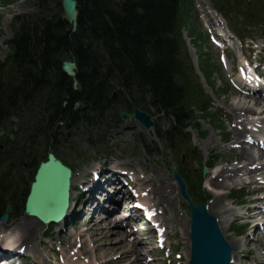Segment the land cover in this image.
Listing matches in <instances>:
<instances>
[{
  "label": "trees",
  "instance_id": "16d2710c",
  "mask_svg": "<svg viewBox=\"0 0 264 264\" xmlns=\"http://www.w3.org/2000/svg\"><path fill=\"white\" fill-rule=\"evenodd\" d=\"M61 1L34 0L37 13L19 23L0 65V120L24 115L16 144L0 156L7 161L0 172V218L9 203L19 211L22 194L11 175L56 148L61 125L97 127L104 136L118 111L149 105L173 118L160 132L171 146L185 137L193 108L210 110L181 32L186 0H76V32L62 18ZM214 1L228 17L241 11L247 25H264V0ZM70 59L79 68L77 90L62 71ZM203 69L213 72L208 64ZM117 87L123 91L113 102ZM191 188L201 196V184Z\"/></svg>",
  "mask_w": 264,
  "mask_h": 264
},
{
  "label": "rangeland",
  "instance_id": "374dc122",
  "mask_svg": "<svg viewBox=\"0 0 264 264\" xmlns=\"http://www.w3.org/2000/svg\"><path fill=\"white\" fill-rule=\"evenodd\" d=\"M12 1V5L5 6L3 0H0V64L5 61L9 53L7 43L13 38L14 26L21 19L32 17L36 12V7H34L31 0ZM190 1L193 3L194 12L191 13L189 17L185 16L187 20L183 27V33L194 66V72L198 76L205 94L213 101L212 114L214 121L210 122L208 118H205L201 120L199 126L194 125V127L192 126V128H190L187 139H190L193 151L189 152V149L179 150L178 148L170 149L166 147L158 138L157 132L159 130H167L171 124V120L165 115L159 114L156 110L146 107L148 113L152 115L156 123L154 131L149 132L145 129V131H143L140 127L141 124L134 120L122 122L123 124L119 129L112 130L108 133L106 140L109 147L104 149L99 145L93 148L91 144L87 142V127H76L71 131L60 130L58 136L59 149L56 150V153L65 163L73 167L77 178L76 180H78L75 182L76 188L84 182L91 181V172L99 167L109 173L107 176L112 174L111 171L115 172L116 168L132 172L133 175L135 172L138 173L136 179L142 182H140V184L142 185L141 188L144 190L151 189L152 191L154 181H149V179L154 180L159 177L161 184L172 188L176 187L172 174L173 169H180L183 171L189 167V170L192 171V175L195 176L197 181L204 182L206 193L203 194L201 199H203L206 205L209 206L218 195L223 196L222 211H227V213L224 214L225 218L222 219V232L228 241L233 242L236 240L240 242V249L238 252L235 251V257L238 261L236 264H262L261 258L264 257V239L259 238L254 243H251L249 238L254 234L255 225L253 222L255 220L260 222L263 218H256L254 221H250V229L241 237L237 234L236 230L238 226L240 227L241 224L246 223L245 216L250 207H252L248 204L254 199L255 195L245 200V205L243 206H237V202L232 200V197L235 196L238 191L252 195L255 184H248L251 180L249 179L250 177L239 176L233 182H229L228 185L230 187L228 186L225 187L224 190L216 191L208 186V182L213 178V174L208 171L207 174L204 175L202 174V169L214 163V161H217L216 165L222 164V168H233V166L239 164V150L233 149L236 145H241V143H243V141L238 143V140L235 139L236 129L238 128L235 127L237 121L245 117L243 115L237 117V114L240 113L239 111L243 108H248L249 114L252 113L250 117L245 119L248 124L250 123V127L252 126L251 117L254 115H258L261 118L264 117V114H262L264 111V101H261V104L258 105H255L252 101L250 103L242 94H238L239 91L229 80V77L232 76L233 73H238V66L243 62L245 59L244 57H246L247 60L256 62L255 65L261 60L264 61V42H258V44L253 45L248 41L245 43L244 41L233 40V42H228V44H230V50H228V52L224 49H218L210 40L209 31H211L212 28V34L219 33L223 38L231 39L229 22L223 18L224 21L218 19L219 17L216 16L217 13L213 10L211 0ZM185 8L190 9V5ZM212 23L214 28L212 27ZM192 32H194L195 35L201 34V41L196 43L194 36L191 35ZM251 35L254 36V39L258 40L262 33L253 29ZM226 46L228 47L229 45L226 44ZM222 53L226 54L228 60L225 64H222L220 61V55ZM205 61L210 63L214 68V73L211 75L209 81L201 69V65L204 64ZM4 80L3 78V81ZM246 98L253 100L252 97L246 96ZM258 99L260 102V100H264V97L259 96ZM198 116L200 115L198 114ZM18 125L19 124H14L9 128H18ZM210 140H212L214 145H212V149L208 146ZM255 151L256 153L259 152L257 150ZM224 163H226V165H224ZM253 165L257 166L258 163L254 161ZM34 173V168L27 171L24 177L26 180V188L29 187L33 181ZM261 174H264V171L260 172V175ZM95 195L97 196L96 193ZM177 196L180 202L177 201ZM147 198H151L154 203L157 201V197L153 195ZM173 199L175 204L174 210H171V208L166 205L159 204L158 201L156 204L157 206H155L159 211H165L160 217L162 223L164 222L166 224L170 219L176 220V218V221L179 222V225L175 224V226L178 225V227H175L170 222H167L168 225L166 224L168 229V245L165 253L157 250L155 238L154 240H148L145 238L146 234L143 233L142 235L141 232H134L131 228V225H133L132 220H126V222H123L117 229L126 234L131 242L135 241L136 244L140 243L137 246L138 251L142 248L144 249L139 256L140 261L138 258V262L135 264H188L190 257V209L186 201L181 197L180 192H178V188ZM25 200L26 197L24 196L21 203L22 206H24ZM87 200V197L83 198L81 194H76L73 212L74 217L71 219L72 224L68 232H62V227H49L46 229L39 226L40 228L37 229L36 234L32 235L30 242L24 243L22 240L19 242V244L27 247V260L24 264H37L38 261L41 264L132 263V258H129L130 255H133L134 250L131 249V246L126 241L129 238L126 237V240H123L124 245H122V247L111 249L116 246L114 243L120 244L122 242H113L112 232L109 236L110 240H103V237H106L105 233H98V229L102 228L94 226L98 217L96 216L95 219L90 218L91 213H89L88 210L90 207L87 206V208H85L84 204ZM79 201H81L80 207ZM195 202L196 204L199 203L197 199ZM108 203L109 204L104 206L105 210L112 207V202ZM260 208V211L264 212V205L260 206ZM211 211L214 212L215 210L211 209ZM108 213H110V216L108 215L106 218L117 217L120 214H130V212L124 210L114 212L113 209ZM217 214L220 215V212L215 211L213 213L214 216ZM26 218L27 216L24 213H19L12 217L8 223H0V246L4 245L6 239H9V242L12 243L10 237L14 240H19L14 234L13 229L17 223ZM137 218L138 217H131V219ZM94 220H96L95 223ZM182 220V224L184 223L183 225L180 224ZM98 225L104 226L103 224ZM137 225L140 226L138 223H135L134 226ZM132 239L134 240L132 241ZM110 245L112 246L110 247ZM78 246H80L81 252H78ZM250 246L254 249L252 254H249ZM106 248H110V250H106ZM123 252H126V259H121L118 260L120 262H116L114 259L121 256ZM67 254H69V256H67ZM135 258L136 257H134L133 260H135Z\"/></svg>",
  "mask_w": 264,
  "mask_h": 264
},
{
  "label": "water",
  "instance_id": "95a60500",
  "mask_svg": "<svg viewBox=\"0 0 264 264\" xmlns=\"http://www.w3.org/2000/svg\"><path fill=\"white\" fill-rule=\"evenodd\" d=\"M75 0H63L62 8L65 20L77 26L78 10ZM77 65L64 63V72L68 76H76ZM124 119H137L148 129L154 127L150 115L135 109L133 115L123 114ZM176 178L182 186L184 197L192 209V255L190 264H231L232 248L222 234L218 221L211 216L204 204L195 206L191 201L187 186L176 173ZM72 171L59 161L54 154L49 155L47 163H43L32 186L26 211L29 216L37 218L43 224H59L71 206ZM12 212V207L8 208ZM9 220L5 215L4 222Z\"/></svg>",
  "mask_w": 264,
  "mask_h": 264
},
{
  "label": "bare ground",
  "instance_id": "6f19581e",
  "mask_svg": "<svg viewBox=\"0 0 264 264\" xmlns=\"http://www.w3.org/2000/svg\"><path fill=\"white\" fill-rule=\"evenodd\" d=\"M255 85H257V83H255ZM254 95H255V97H252L253 100L252 99H247L246 96H244V98L247 101H250V103H251V101H253L255 103V105L261 104V101L262 102L264 101V100H260V102H259V99L257 98V96H259V94H255L254 93ZM248 97H251V96H248ZM247 109L248 108H243L241 111H239L240 113L237 114L238 115L237 117H240L242 115H244L245 117H247V116L249 117L252 113L249 114V111ZM238 125L241 128L236 126V128L237 127L238 128L236 129L235 139L238 140L237 141L238 143H241L242 138L244 139L246 137L245 134L248 132V127H246V125H244L242 122H239ZM140 127H141V129L143 131H145L142 126H140ZM263 133H264V131L261 132V134H263ZM212 145H213V142H212V140H210L208 142V146H209L210 149H212ZM244 145L245 144L241 143V146L239 148V164L233 166V168H224V169L220 170L218 172V174H217V177L213 178V180L211 179L209 181L210 183L208 182V185H209L210 188H212L213 190H216V191L217 190H224L225 187L229 186L228 185L229 182H233L237 177H239V176H249L250 178L255 179L254 175H256V173H259V172H261L264 169L263 166H260V167H257V168H253L254 161H256L259 165H260V162H264V151L262 153H255L253 147L248 146V145L244 146ZM76 179L77 178H76V175H75L74 176V180H73V188L75 186V182L78 181ZM149 181H154L153 182L154 183L153 184L154 187L152 189V192H151V190H150V192H151V194H153V196L157 197V200H158L159 204L166 205L169 208H171V210H174L173 208L175 207V204H174V199L173 198H174V195H175L178 187L176 186L177 188L176 187H172L171 188L170 186H165V185L161 184L160 177L157 178V179H154V180L153 179H149ZM164 182L167 183L166 181H164ZM108 183H110V185ZM167 184H169V183H167ZM254 184H255V192L264 191V183L261 185V184H257L256 182H254ZM118 186H119V188H122V183H118V181L112 180V179H111V181L109 180L108 182L105 183L104 189H110V192H111V195L109 193V195L107 196V200L112 199L111 202H113L116 199H118V198H114L113 197L114 195L116 197H118V195H119V194H117L118 191L116 190L115 192H112V191H114V188L112 189V187L116 188ZM95 188H98V187H95ZM178 192H179V188H178ZM101 195L102 196H104V195L106 196V193L102 190ZM94 196L96 197L95 193H93V195H91L90 201H89L88 204H90L91 202L94 201V199H95ZM218 196L216 198H214L212 203L208 206V211H209L210 214H213L215 211H219L220 212V215L217 214L216 218L218 219L219 225L223 229V227H222L223 220L222 219L225 218L224 214H226L227 211H222L223 210V208H222V203H223L222 202V197L223 196H221V195H218ZM75 197H76V192L73 189V191H72V200H74ZM125 197H126V195H125ZM177 198H178V196H177ZM177 201H179V198H178ZM177 201H176V203H177ZM263 201H264V197L263 198L256 197L255 199H253V202L255 203V207H252V209L249 210V214H248V220L249 221L251 219L253 220V219L257 218V217L264 216V212L260 211V209H261L260 205H261V203ZM96 203H97V201H96ZM96 203H94L92 207H94L96 205ZM120 205L119 204L117 205L115 211L124 210V211L130 212V214L129 215L120 214L117 217L115 216V217H111V218L110 217L106 218V216H108L110 214V213H108L110 211H105V208H103L104 206L98 205L96 207V209H95L94 216L92 217L93 219H95L96 216L98 217L97 221L94 220V223L96 221L94 226H98V227L102 228V229H98L99 230L98 233H105L106 237H103V240H105V241L110 240L109 236H110V234L112 232V234H113L112 241L113 242H117V243L122 242L120 244L114 243L116 246L112 247L111 249H116L118 247H122V245H124L123 240H126V237H128L123 232H120V231L117 230L119 228V226H121L123 224V222H126V220L128 221L131 217L140 218V214H139L140 212L136 208H133V209L131 208V209L128 210L127 208L122 207V204H120ZM131 207H133V206H131ZM211 209H213L215 211L212 212ZM216 213H218V212H216ZM176 215H177V213H176ZM176 220H177V218H176ZM176 220L170 219L167 222L168 223L170 222L174 226H175V224L179 225V222H177ZM167 222H166V224H167ZM182 222H183V220L180 221L181 225L184 224V223L182 224ZM98 224H103L104 226H101V225H98ZM190 224H191V222H190ZM253 224H255V223L253 222ZM62 225L63 224L59 225V227H62ZM178 225L175 226V227H178ZM39 226L42 227V228H46V229L48 228V226H45V225L41 224L37 219L31 218V217L28 216L26 219H24L23 221L17 223L14 226L13 232L19 238V240H17V239L14 240L12 238L11 242L14 243V246H18V244H19V242L21 240L24 243L25 242L26 243L30 242L32 235L36 234L37 229L40 228ZM189 227H190V225H189ZM103 229H105V230H103ZM148 235L152 237L154 235V233L152 232L151 234H148ZM261 237L264 239V235L261 236ZM126 241L131 246V249L134 250L133 255H130V258H129V259L132 258V263L131 262L130 263L131 264H135V263L138 262V258L140 256L141 252L144 251V249L142 248L141 250L138 251L137 246L139 244H136L135 242H130V238L127 239ZM114 244H112V245H114ZM229 244H230L234 254L236 252H238V250L240 249V242L239 241H236V240H234L233 242L230 241ZM112 245H110V247ZM108 249L110 250V248H108ZM108 249L106 248V250H108ZM125 255H126V252H123L121 256H118L114 260L116 262H120L118 260L126 259ZM134 257H136L135 260H133ZM139 261H140V258H139Z\"/></svg>",
  "mask_w": 264,
  "mask_h": 264
}]
</instances>
